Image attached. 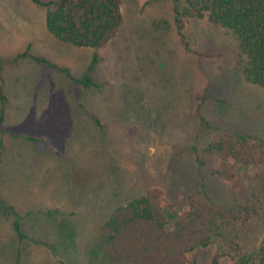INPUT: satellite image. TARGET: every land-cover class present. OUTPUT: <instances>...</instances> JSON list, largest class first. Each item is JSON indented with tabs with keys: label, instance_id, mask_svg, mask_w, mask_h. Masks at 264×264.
<instances>
[{
	"label": "rangeland",
	"instance_id": "374dc122",
	"mask_svg": "<svg viewBox=\"0 0 264 264\" xmlns=\"http://www.w3.org/2000/svg\"><path fill=\"white\" fill-rule=\"evenodd\" d=\"M120 7L118 33L91 49L52 36L34 0H0V264H112L100 233L118 205L158 189L179 216L202 178L228 205L231 186L212 175L221 160L206 147L227 132L264 141V88L245 79L231 31L185 18L187 46L172 0ZM28 48L31 57H19ZM94 54L91 76L102 85L88 88L72 78H84ZM220 252L194 256L212 264Z\"/></svg>",
	"mask_w": 264,
	"mask_h": 264
},
{
	"label": "trees",
	"instance_id": "16d2710c",
	"mask_svg": "<svg viewBox=\"0 0 264 264\" xmlns=\"http://www.w3.org/2000/svg\"><path fill=\"white\" fill-rule=\"evenodd\" d=\"M172 1L179 35L187 46L182 31L185 18H207L231 31L247 57L245 79L264 88V0ZM34 2L46 8L49 33L76 48L101 49L124 24L120 0ZM19 57H31L29 48ZM36 60L49 65L44 58ZM99 61L98 54H94L83 79H74L66 70L63 72L78 84L99 88L102 84L91 76ZM0 95L4 105L7 99L2 92ZM4 119L3 108L0 123ZM201 121L209 126L204 118ZM205 154L220 157V168L211 173L230 184L231 203L216 204L204 178L198 191L187 198V211L179 216L163 204L158 189L136 195L118 205L101 228L100 241L108 262L197 264L195 251L216 245L221 255H216L212 264H219L220 257H228L235 264H264V141L227 132L209 143ZM198 162L200 167H206L200 158ZM250 168H256L257 173L246 175ZM16 227L19 231L18 224Z\"/></svg>",
	"mask_w": 264,
	"mask_h": 264
}]
</instances>
